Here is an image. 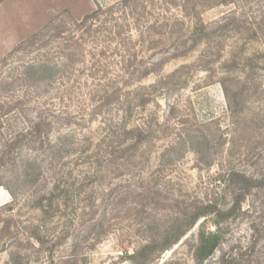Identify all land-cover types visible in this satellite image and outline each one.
<instances>
[{"label": "rangeland", "instance_id": "1", "mask_svg": "<svg viewBox=\"0 0 264 264\" xmlns=\"http://www.w3.org/2000/svg\"><path fill=\"white\" fill-rule=\"evenodd\" d=\"M96 1L106 7L119 0L0 4V264H145L130 257L152 240L161 244L167 232L183 224L177 219L186 222L193 209L209 200L222 208L230 205L231 195L219 181L222 173L252 175L264 169V0L228 6L208 2L200 19L216 33L185 57L172 56L184 42L190 49L193 40H148L145 48L135 46L137 58L145 62L170 58L142 85L185 65L188 86L159 96L158 104L137 107L132 122L158 119L155 133L135 152L116 154L115 164L102 173L88 169L83 154L96 151H88L90 144L111 134L123 117L88 77L91 53L98 54L103 44H85V56L75 55V64L56 70L47 86L46 79L27 78L34 73L27 67L43 63L48 71L53 64H66L64 52L80 49L75 43L82 34L78 26L97 9ZM154 12L162 16L160 9ZM158 18L165 35L170 24L180 23ZM225 23L228 29L219 28ZM236 23L242 32L233 29ZM132 41L138 45L139 40ZM204 56L216 61H210L208 71L199 65ZM244 58L259 68L246 65ZM249 71L253 78L245 86ZM225 77L231 79L234 101L243 100L235 114L219 83ZM37 116L53 125L43 147L31 144V122ZM59 133L65 136L61 154L49 148ZM194 150L204 153L202 163ZM59 155L63 159L54 161ZM30 159L41 166L35 170L36 182L25 172ZM87 174L92 181H83ZM54 179L61 185L53 192ZM39 200L45 210L38 207ZM202 230L220 231L221 236L205 264H221L223 257L236 258L232 264H264V188L254 190L242 210L219 226L214 215L202 218L161 256L152 245L149 264H195L194 246Z\"/></svg>", "mask_w": 264, "mask_h": 264}, {"label": "trees", "instance_id": "2", "mask_svg": "<svg viewBox=\"0 0 264 264\" xmlns=\"http://www.w3.org/2000/svg\"><path fill=\"white\" fill-rule=\"evenodd\" d=\"M3 1L5 0H0V4ZM236 1L119 0L113 4H108L106 7H103L96 1V3H99L97 9L86 15L81 23H79L80 26L78 27L79 29L81 28L80 32L82 34L80 40H76L75 43L80 49L75 50V54L70 52V50L64 52V56L68 60L66 64H53L52 67H46L47 70L51 67V70L48 71H43L45 69L43 63L27 67V70L34 72L32 75L30 74L31 77L29 75L27 78H35V82H41V79H46L45 85L47 86L51 83L52 78H55L54 74H56V70L66 68L68 63L71 65L75 64V55L85 56V44L90 43L91 40L93 44L95 42L103 44V49L100 50L97 48L98 54L91 53L93 63H91V75H88V77L95 82L94 87L103 88L105 102H114L116 104L115 106L122 112L123 117L118 122H115L111 134L110 132L106 133L105 137L98 141L94 147L90 144L88 151L97 148L96 151L83 154L84 163L88 166V169L96 173H102L107 167L115 164V161H117L116 154L125 155L131 150L135 152V149L143 145L155 133L153 125L158 119L154 115L151 121H144L142 124L132 122L137 107L143 109L149 105L158 104L159 96L170 93L171 91L184 89L188 86L189 81L183 76L185 74L184 70L187 68L185 65L180 66L170 75L161 76L154 84L142 85L143 80L153 74L159 73L170 58H161L157 62H145L146 60L137 58L138 49L135 46L140 47V49L145 48L148 40H193L190 49L185 50L187 43L184 42L172 56L173 58L185 57L189 53V50L198 47L201 43H204V40H209L216 33V31L209 32L207 27L203 25L200 19L201 9L207 7L208 2L215 3L218 6H228L234 4ZM158 9L162 11V16L160 14H157L158 16L154 14V11ZM158 17H161L163 20L170 19L172 22L180 23L175 26H171L172 24H170L168 32L165 35L163 34L164 29L158 23L160 20ZM229 26L225 23L219 26V28L228 29ZM186 28L188 30H185ZM233 29L242 32L239 23H236ZM57 35L60 36L61 32H58ZM132 40H139L138 45L137 42L134 43ZM19 49L16 48L14 52L19 51ZM90 49L92 48L90 47ZM221 52L222 48L216 52L218 60L221 57ZM210 61L216 62L215 60H207L204 56L200 59L199 65L208 71ZM236 61L235 59L233 62L236 64ZM243 61L246 65L247 63L251 65L252 68L258 67V64L252 59L244 58L242 59ZM252 78L253 74L249 71L243 78L245 86L250 84ZM229 81L231 79L225 77L221 78L219 83L223 89L229 109L235 114L243 103V100L238 102L234 101V96L228 86ZM173 109L174 107L171 110ZM31 123V134L34 138L31 144L43 147V143L49 141L53 125L50 123V120L43 119L42 116H37ZM64 138L65 136L59 133L56 140H51L50 145L48 143L49 148L61 154L62 149L59 147L64 145ZM37 139L38 142H36ZM12 145L15 146V143H12ZM100 151H103L105 155ZM194 151L198 157V161L202 163L201 159L204 153L198 150ZM133 156H135V153L131 157ZM59 159H63V157L59 155L54 158V161ZM27 162L25 172L28 176L32 177L35 174V170L40 171L41 166L37 163V159H30ZM93 166H95V170L91 168ZM92 177L90 174L84 175L83 181H92ZM38 179L39 175H35L34 181L36 182ZM54 181V186L57 185V188L51 190L53 192L58 190L60 188L59 185H61L60 180L54 179ZM219 181L224 185V190L231 195V201L228 207H219L212 200L205 202L201 207L193 209L189 213L190 218L186 222L177 219V223L183 224L175 225L173 230L167 232L161 240V244L158 240H152L134 252L130 259L136 263L139 259L140 262L149 264L151 260L148 255L151 254L152 245H156L159 248L158 255L161 256L165 251L172 249L174 245L178 244L207 215H214L217 226L221 225L223 221H227V219L236 216L242 210V205L254 190H263L264 169L252 175L237 170H230L222 173ZM53 192H49L48 195L50 194L52 196ZM47 199L50 201L49 198ZM38 207L45 210L42 200H39ZM219 233L220 231L211 233L205 232L204 230L199 232L197 242L194 246L195 264H205L214 254L221 243ZM235 261H237L236 258L223 257L221 264H232Z\"/></svg>", "mask_w": 264, "mask_h": 264}]
</instances>
